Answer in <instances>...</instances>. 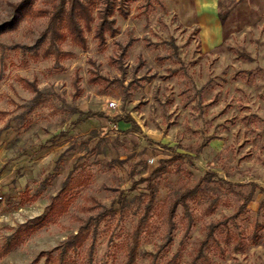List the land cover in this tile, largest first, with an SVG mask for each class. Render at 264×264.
<instances>
[{"label":"rangeland","instance_id":"1","mask_svg":"<svg viewBox=\"0 0 264 264\" xmlns=\"http://www.w3.org/2000/svg\"><path fill=\"white\" fill-rule=\"evenodd\" d=\"M57 1L0 0V42L29 47L0 53V264H53L43 253L89 217L92 264H125L149 199L142 179L165 159L135 264H264V0L131 1L115 37L100 47L86 31L87 50L68 37L74 54L59 61L46 40L37 46L48 17L33 14ZM85 1L96 16L101 0ZM21 76L47 92L32 112ZM187 188L196 193L170 231V204ZM91 243L68 264H87Z\"/></svg>","mask_w":264,"mask_h":264},{"label":"trees","instance_id":"2","mask_svg":"<svg viewBox=\"0 0 264 264\" xmlns=\"http://www.w3.org/2000/svg\"><path fill=\"white\" fill-rule=\"evenodd\" d=\"M136 0H101V4L97 9V15L93 13L91 5L85 0H58L51 9L46 8H36L35 16H47L48 17V34L41 38V41L38 42L37 46L42 43L44 40L47 41V45L44 50V54L55 56L56 61H59L61 58L72 56L74 53L70 50L63 48L64 42L69 37L71 41L79 46L82 50H87V36L86 31L94 29V36L98 39V45L101 47L106 44L109 37H115L120 32V27L117 25V19L115 14L118 12L123 17H128L130 14L129 3ZM19 5L25 7L27 14L30 13L31 7L30 4L23 2ZM20 9L18 10V14ZM228 17L227 13H219V19L223 24ZM6 27L0 26V33L5 30ZM136 38L130 37L124 45H121L122 53H126L129 48L134 44ZM8 48L11 49H29L26 45L13 44L6 45L3 42H0V53L3 55ZM100 79H108L105 76H94L91 80L98 81ZM20 80L23 85L30 90L34 91L36 94L30 100L29 107L27 112H32L36 107H38L44 101V96L47 92L41 90L36 80H30L27 77L21 76ZM79 74H76L74 77V85L76 88V93L74 97H77L81 94V87L79 86L80 82ZM91 113H88V116H91ZM127 121L132 122L134 126L140 128L137 121L129 115ZM206 145L205 142H202L199 146L200 150ZM166 160V159H165ZM163 161V164L156 167L150 176L142 179L147 180V187L149 189L148 195L149 199L145 204L143 213L140 215L136 227L133 230L131 237V244L127 249V262L125 264H135L136 259L140 252V243L141 235L145 228L148 226L149 219L153 213L154 203L156 200L157 186L153 182V179L157 178L160 174L166 172L168 167L166 161ZM169 161L171 159H168ZM216 173H206V177L214 175ZM221 182H225L224 179H218ZM196 193L195 188H187L181 194H177L169 208V227L170 231L172 230L174 224V217L176 215V210L180 204H184L188 209V204L186 201L194 196ZM253 189L244 197V201L240 204L238 211L241 212L246 208L248 203L252 200ZM57 197V196H56ZM55 197V198H56ZM189 210V209H188ZM99 220L95 217H89L79 228L78 232L70 235L64 244L58 249L55 254L53 251H46L43 254L46 255L47 260L51 261L53 264H68V255L70 250L75 246L81 244V242L90 236L92 238V243L88 249V263L92 264L93 255L95 251V242L97 237ZM211 234L209 231L208 235Z\"/></svg>","mask_w":264,"mask_h":264},{"label":"built area","instance_id":"3","mask_svg":"<svg viewBox=\"0 0 264 264\" xmlns=\"http://www.w3.org/2000/svg\"><path fill=\"white\" fill-rule=\"evenodd\" d=\"M110 106H116V101L112 100L110 101ZM4 200L3 194L0 192V201Z\"/></svg>","mask_w":264,"mask_h":264},{"label":"crops","instance_id":"4","mask_svg":"<svg viewBox=\"0 0 264 264\" xmlns=\"http://www.w3.org/2000/svg\"><path fill=\"white\" fill-rule=\"evenodd\" d=\"M203 13H205V12H203ZM206 13H208V12H206ZM218 18H219V13H218ZM201 19L204 20V22H207V21H206V19H207L206 17H201ZM219 20H220V19H219ZM220 22H221V21H220Z\"/></svg>","mask_w":264,"mask_h":264}]
</instances>
